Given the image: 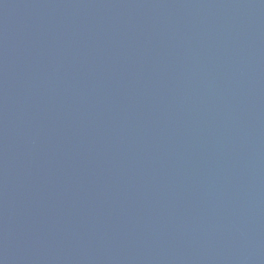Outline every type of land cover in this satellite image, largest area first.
<instances>
[{
  "label": "water",
  "instance_id": "water-1",
  "mask_svg": "<svg viewBox=\"0 0 264 264\" xmlns=\"http://www.w3.org/2000/svg\"><path fill=\"white\" fill-rule=\"evenodd\" d=\"M0 264H264V0H0Z\"/></svg>",
  "mask_w": 264,
  "mask_h": 264
}]
</instances>
